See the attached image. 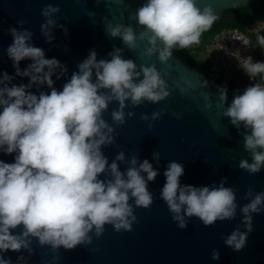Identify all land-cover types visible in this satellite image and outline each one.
Wrapping results in <instances>:
<instances>
[{
  "label": "clouds",
  "instance_id": "obj_1",
  "mask_svg": "<svg viewBox=\"0 0 264 264\" xmlns=\"http://www.w3.org/2000/svg\"><path fill=\"white\" fill-rule=\"evenodd\" d=\"M59 11V5L52 4L41 9L40 33L49 44L54 40L53 28L67 34V28L54 18ZM135 15L139 31L129 25L108 24L106 34L119 37L128 49L137 40L147 41L144 54H156L160 62H166L174 48L198 44L201 34L217 19L210 7L198 8L196 0H144ZM23 23L17 21L21 27L7 29L12 42L5 53L14 72H0V153L13 154L12 162L0 160V264H26L22 254L15 262L3 254L24 249L31 255L33 238L41 246L67 250L90 243L89 233L99 237L105 225L117 232L131 230L137 219L134 206L148 208L153 202L148 183L155 180L159 168L137 155L125 161L123 150L109 162L102 148L114 143V128L102 114L117 102L111 120L123 125L126 115L134 114L125 113L126 107L155 104L169 95L154 65L137 68L132 59L122 57L123 48L115 46L107 53L110 59H97L95 48L90 49L57 90L53 77H67V66L55 57L46 58L45 50L33 45V33ZM253 41L264 49V34L258 33ZM22 60L30 61L23 69ZM243 61L249 79L260 74L264 80V61L254 62L251 56ZM17 77H26L27 83H13ZM201 87L206 88L207 81H201ZM217 91L224 105L226 85L217 86ZM162 113L163 109L153 111L151 120H158ZM223 116L242 135L249 153L250 159H240L238 167L250 174L260 172L264 168V84L252 83L234 94ZM141 119L150 121L145 113ZM159 159L160 154L153 152L157 165ZM125 162L127 167L121 171L119 164ZM183 174L182 163L168 162L159 191L177 227L186 228L192 217L209 226L236 216L235 191L225 186L226 177L218 183L194 186L181 183ZM245 198L250 199L239 206L240 224L222 237L233 251L245 247L253 231V214L264 212V191L253 194L249 187ZM210 256L219 260L220 253L213 249Z\"/></svg>",
  "mask_w": 264,
  "mask_h": 264
},
{
  "label": "water",
  "instance_id": "obj_2",
  "mask_svg": "<svg viewBox=\"0 0 264 264\" xmlns=\"http://www.w3.org/2000/svg\"><path fill=\"white\" fill-rule=\"evenodd\" d=\"M258 0H196V6L210 7L221 21L228 9L242 8ZM144 0H0V72L13 74L11 61L5 49L12 42L8 33L9 26L21 27L33 33L34 46L45 50V57L57 58L68 69L67 77L54 79V87L59 90L76 65L82 61L89 50L95 48L97 59H110L107 53L112 48H123L122 57L132 59L137 68L141 64L154 65L161 72L169 89V95L155 104L144 102L135 107H126L123 125H115L110 113L117 102L109 104L102 114L103 119L114 128V143L102 148L109 162L116 153L123 150L125 161L132 155L140 160L147 158L153 167L159 168L155 180L148 183L153 193L150 207H135L137 217L131 230L115 231L105 225L103 233L96 237L92 233L91 242L80 244L72 249L60 247L56 250L49 245L41 246L32 239V254L24 249L20 252L6 251L3 255L13 262L18 255L27 258L26 264H264V212L253 214V231L248 235L245 247L233 251L223 243V236L229 234L241 221L239 206L248 202L246 190L251 187L253 194L264 191V168L258 173H248L240 169V159H250L244 150L243 137L235 126L223 116V110L237 94L226 86V101L221 105L218 100L217 86L220 84L200 73L195 67L186 64L177 54L172 53L166 62H160L156 54H144L147 41H136L133 49L123 45L119 37L106 34L108 24L129 25L139 31L136 22V9ZM59 5L55 14L58 24L67 28L65 34L60 28H53L54 40L45 42L40 33L44 22L41 9L47 5ZM30 61L22 60L23 69ZM207 81V87H201ZM27 83V78L17 77L13 83ZM187 82V83H186ZM35 91V89H32ZM43 90L47 91L46 88ZM183 90V91H182ZM207 105V106H206ZM163 109L158 120H151V113ZM149 115L150 121L141 119V114ZM179 114V118H177ZM152 127L149 129L148 124ZM243 129L241 128V132ZM160 154L159 165L152 160V153ZM0 160L13 161V154L0 153ZM170 161L182 163L184 174L180 177L183 184L194 186L210 185L226 177L225 186H231L238 204L236 216L231 220L216 221L204 226L198 218L189 219L186 228L181 229L172 221L165 202L159 191L164 183L163 171ZM120 170L127 167L126 162L119 164ZM131 203V201H130ZM18 226L14 231L19 232ZM241 230L243 227L241 226ZM217 249L219 260L211 259V251Z\"/></svg>",
  "mask_w": 264,
  "mask_h": 264
},
{
  "label": "trees",
  "instance_id": "obj_3",
  "mask_svg": "<svg viewBox=\"0 0 264 264\" xmlns=\"http://www.w3.org/2000/svg\"><path fill=\"white\" fill-rule=\"evenodd\" d=\"M263 18L264 0H258L257 2L242 8L228 9L225 11L221 21L212 24L208 30L201 34L198 44H193L188 48H174L172 53L177 54L184 62H186V64L195 67L200 73L206 75L208 78L215 79L216 82L227 85L226 81L222 79V72H219V76L215 78V75L218 74V66L214 61L209 57L201 59L197 55L223 30L238 29L246 31L248 27ZM259 34L264 33L260 32ZM257 61L264 60L258 59ZM256 78L259 82L264 84V80H261L260 74H257Z\"/></svg>",
  "mask_w": 264,
  "mask_h": 264
},
{
  "label": "built area",
  "instance_id": "obj_4",
  "mask_svg": "<svg viewBox=\"0 0 264 264\" xmlns=\"http://www.w3.org/2000/svg\"><path fill=\"white\" fill-rule=\"evenodd\" d=\"M260 32L264 33V19L248 27L246 31L232 29L229 31L223 30L222 32H220L222 35V42L224 44L222 48L224 49L223 51H225L226 53H224L226 55V58L224 61L225 64L223 66L221 65V70L217 69L218 74L215 75V78L219 76V72H222V79L226 81V84L229 81L234 83H237L236 81H239L238 77L235 75L226 77V71L229 72V70H242L244 57L251 56L254 62L258 60L256 53L258 47L256 44L254 47L253 38H255L256 35ZM244 42H247V45H245ZM214 63L218 66V63L216 61H214ZM247 77L249 80L248 82H250V84L261 83L257 80L256 76L253 79H249L248 75ZM232 87H234L233 91L239 93L236 90L237 86L235 84L234 86L232 85Z\"/></svg>",
  "mask_w": 264,
  "mask_h": 264
},
{
  "label": "rangeland",
  "instance_id": "obj_5",
  "mask_svg": "<svg viewBox=\"0 0 264 264\" xmlns=\"http://www.w3.org/2000/svg\"><path fill=\"white\" fill-rule=\"evenodd\" d=\"M229 31V30H227ZM254 47L255 44L257 45V42L254 43ZM224 46L223 42H222V35L221 33L219 35L216 36V38H214V40L208 44L206 47H204V49L197 55L199 58L204 59L205 57H209L211 58L213 61H216L218 63V69L221 70V65L223 66L225 63V58H226V53L225 51H223L224 49L222 48ZM257 58L258 59H262L264 60V49H262L260 46L257 45ZM225 53V54H224ZM231 75H235L238 77L239 81H236L237 83L234 82H227V87H230L233 89L232 85L234 86V84L237 86L236 90L237 92H241L243 91V89L246 86L251 85L250 82H248V77L247 74L245 73V71L242 70H233V71H226L225 76H231ZM247 78V79H246ZM230 84V85H229Z\"/></svg>",
  "mask_w": 264,
  "mask_h": 264
}]
</instances>
